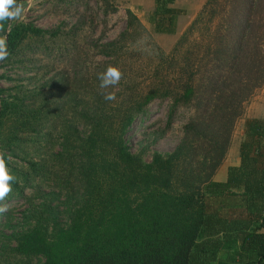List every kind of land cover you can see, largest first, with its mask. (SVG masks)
<instances>
[{"label":"trees","instance_id":"1","mask_svg":"<svg viewBox=\"0 0 264 264\" xmlns=\"http://www.w3.org/2000/svg\"><path fill=\"white\" fill-rule=\"evenodd\" d=\"M97 1L105 13L117 8ZM175 1L155 0L153 32L175 31L184 13ZM4 25L10 55L0 67L38 80L28 88L2 75L18 81L0 87V151L15 177L7 199L26 188L42 198L7 237L10 254L38 264H211L223 250L239 264H264V114L245 118L238 162L214 178L264 86V0H205L169 51L129 8L111 40L105 30L92 38L85 14L69 27ZM109 65L122 78L101 90L97 75ZM155 99L169 101V119L179 107L190 112L175 148L146 161L126 134ZM54 140L57 149L47 146ZM28 143L49 150L36 160Z\"/></svg>","mask_w":264,"mask_h":264},{"label":"rangeland","instance_id":"2","mask_svg":"<svg viewBox=\"0 0 264 264\" xmlns=\"http://www.w3.org/2000/svg\"><path fill=\"white\" fill-rule=\"evenodd\" d=\"M117 8L115 11L109 10L107 13L103 11L102 2L97 0H85L92 9L85 10V2L82 0H24L19 3L25 9L24 19L17 21L33 22L36 26L42 28H53L56 25L65 22L66 27L76 23L78 18L85 14L86 31L92 26V38L97 39L105 30L104 40L115 38L126 25V10H133L140 20L153 33L155 40L160 46L169 51L184 31L189 22L194 18L197 11L200 9L205 0H176L175 5L184 9V13L178 16L176 29L173 33H157L153 32L149 22V13L154 8L155 0H110ZM100 5V7H99ZM91 16L93 22L90 24ZM104 21H106L104 23ZM43 62V58L41 63ZM27 67H32L33 64L27 63ZM58 65V64H56ZM36 67V66H35ZM35 72L26 70L17 66L12 67L6 64L0 67V87L12 88L18 83L17 80H9L2 75H7L17 79V75L22 79L20 83H24L26 87L31 88L38 80L30 79ZM168 100H153L148 106V112L136 118L130 130L126 134L127 143L133 153H139L143 159L150 161L154 152L168 153L171 152L178 144L182 137V127L186 122L189 109L179 107L171 116L168 117ZM264 113V86L258 89L251 99L246 103L243 116L236 122L232 133L230 146L226 157L220 167L215 172L214 178L220 177L227 171L228 166L238 162V148L243 134V123L246 117H251L256 114ZM47 146L57 149V143ZM28 154L34 159L42 157V153L48 152V148L43 147L40 150L33 148L31 143L27 144ZM46 148V149H45ZM16 160V159H14ZM17 161V160H16ZM18 165H23L22 160L17 162ZM47 188L45 191H48ZM25 197L15 196L6 198L0 202L7 204L8 211L0 213V264L19 263V264H38L39 258L33 257L25 259L10 254L9 245L14 243L9 241L7 237L14 230L19 229L22 224L23 211L28 208L31 202L39 203L42 198L40 194L33 188H26ZM211 264H239L228 258L223 250H220Z\"/></svg>","mask_w":264,"mask_h":264},{"label":"clouds","instance_id":"3","mask_svg":"<svg viewBox=\"0 0 264 264\" xmlns=\"http://www.w3.org/2000/svg\"><path fill=\"white\" fill-rule=\"evenodd\" d=\"M24 11L23 6L17 4V0H0V33L5 32V21L24 19ZM10 29L11 25L8 26V30ZM9 55L7 36L0 35V62L7 60ZM97 78L100 81V89L105 90L117 86L122 78V73L117 67L109 65L104 72L98 73ZM101 94L106 101H115L117 99L113 91H102ZM7 159H11V157L7 156ZM13 182H15V177L10 174L7 167L6 154L0 151V202L5 201L12 192L11 185ZM8 207L7 204L0 203V213L7 212Z\"/></svg>","mask_w":264,"mask_h":264},{"label":"crops","instance_id":"4","mask_svg":"<svg viewBox=\"0 0 264 264\" xmlns=\"http://www.w3.org/2000/svg\"><path fill=\"white\" fill-rule=\"evenodd\" d=\"M177 22H178V18H177ZM177 22H176V24H177ZM263 112L262 113H260V114H256V115H253V116H257V117H259V116H263ZM236 164V163H235ZM225 177H226V172L220 177V180H224L225 179Z\"/></svg>","mask_w":264,"mask_h":264}]
</instances>
